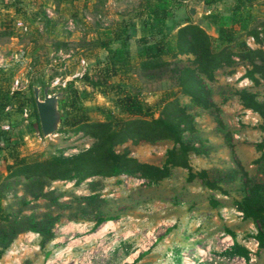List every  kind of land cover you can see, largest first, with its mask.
<instances>
[{"label": "rangeland", "instance_id": "1", "mask_svg": "<svg viewBox=\"0 0 264 264\" xmlns=\"http://www.w3.org/2000/svg\"><path fill=\"white\" fill-rule=\"evenodd\" d=\"M146 1L0 0V54L9 58L10 52L24 53L21 63L15 64L9 58L6 67L0 68V130L8 124L9 131L4 132L12 138L6 147L0 141V183L7 165L16 159H44L60 152L71 156L91 146L89 137L60 126L54 134L40 140L31 101L24 106L29 112L28 119L14 109L6 111L4 105L5 93L10 92L14 77L24 76L28 87L33 83L43 90L56 78L63 81L79 71L80 60L87 64L88 79L99 80L102 85L93 88L82 77L70 78L66 87L80 93L78 102L92 121L104 120L101 108L120 116L114 105L119 90L137 94L155 117L163 104L171 100L168 94H173L174 100L194 116L197 134L193 141L199 153L189 157L192 171L206 169L224 173L235 169L240 178L221 183V191H210L199 180L188 182L185 169H177L172 177L153 186L125 175L94 177L78 186L73 181H56L43 190L53 193L57 198L55 204L51 197L34 198L30 193L24 194L23 183L13 184L4 191L5 212L12 218L22 214L36 221L51 215L55 218L53 239L40 247L38 233H21L4 249L0 264H240L222 255L225 237L229 230L242 242L256 230L254 223L241 219L235 211H238L236 202L244 192L242 172L256 180L264 179L254 163L260 155L256 145L264 140V132L258 128V115L247 114V109L241 106L236 90L247 89L258 101H264V80L240 87L235 76L238 73L245 76L249 68L241 61L232 68L218 70L215 79L207 82L212 107L204 110L191 105L169 72L152 79L136 67L127 72L104 74L107 52L96 47V42L106 38L104 32L108 29L127 28L130 63L136 65V49L146 20ZM174 3L173 21L199 25L210 36L214 48H218L217 28L205 15L215 8L228 21L226 10L234 0H219L211 9L202 0H174ZM190 8L195 9L193 16L188 14ZM251 14L250 28L259 30L264 21V6L254 4ZM18 22L26 30L17 28ZM175 32L173 29L166 36L171 44ZM250 36L244 34L237 42H246ZM118 46V43L111 44V48ZM257 47L255 41L253 48ZM231 49L236 52L239 46L232 44ZM28 87L23 91L26 96H30ZM59 111L63 119L60 101ZM172 146L171 142L154 145L129 142L118 150L129 151L140 162L160 165L166 150ZM93 195L97 200L90 207V201L82 199ZM213 201L220 206H214ZM98 216L113 220L95 227ZM247 264H264V251L258 252L256 260Z\"/></svg>", "mask_w": 264, "mask_h": 264}, {"label": "trees", "instance_id": "2", "mask_svg": "<svg viewBox=\"0 0 264 264\" xmlns=\"http://www.w3.org/2000/svg\"><path fill=\"white\" fill-rule=\"evenodd\" d=\"M202 1L208 9L219 2ZM256 3L264 6V0H234L233 5L226 10L228 21L223 12L215 8L208 10L205 18L216 26L218 33V48L215 49L210 36L199 25L190 21L183 24L173 21L171 9L176 5L174 0H147L146 20L142 25V36L136 49V65L130 63L131 52L128 44L130 36L127 28L114 31L108 29L104 32L106 38L96 42V47L107 52L104 74L109 75L110 72L115 74L118 70L127 72L136 67L145 77L152 79L157 77L155 75L161 76L169 72L180 92L190 99L192 106L209 109L212 106L207 82L215 79L218 70L232 68L241 61L249 67L245 76L251 83L258 84L260 79L264 80V21L261 22L259 30L250 28L253 22L251 6ZM173 29H176V32L174 43L171 44L166 36ZM244 34L251 35L258 47L251 49L244 41L237 42ZM113 43H118L119 46L111 48ZM232 44L239 46L236 52L232 51ZM182 57H186V62L181 59ZM83 80H87L93 88L102 85L99 80H89L86 75ZM34 87L33 83L29 84L30 96H26L23 91L13 94L6 92L4 105L21 114L27 102L31 101L37 128L42 134L35 106ZM63 91L64 95L60 102L64 114L60 127L73 128L75 132H81L92 140L91 146L71 156H65L60 152L44 159L31 161L16 159L13 164L7 165L6 174L0 183V237L3 235L0 240V257L10 242L21 233L28 231L38 233L40 247H44L53 239L52 227L55 218L51 215L36 221L29 215L18 214L12 218L5 212L2 206L4 191L13 184L23 183L26 187L24 194L30 193L34 198L51 197L52 203L55 204L57 198L53 197V193L49 191L48 194L43 190L56 181H73L74 185L78 186L94 177L104 179L125 175L145 180L148 185L153 186L172 177L177 169H185L188 171V182L199 180L204 188L221 191V183H230L240 178L239 172L235 169L224 173L206 169L192 171L189 157L199 153V148L193 141L197 134L194 116L188 112L186 106L174 100L173 94H168L171 100L163 104L159 115L155 117L137 94L119 90L114 105L120 116L101 108L104 120L92 121L86 109L78 102L80 93L70 86ZM236 95L244 109L258 115L260 119L258 128L264 132V101H258L256 95L247 89L236 90ZM0 141L6 147L10 145L12 138L7 132L0 130ZM129 142L135 145L171 142L173 146L166 150L162 163L156 165L140 162L127 150H118ZM256 149L260 155L254 163L264 176V140L256 145ZM241 175L244 180V192L241 199L236 202V207L245 220L256 225L258 252L264 251V179L250 178L246 172H242ZM82 200L90 201V207H94L93 203L97 198L93 195ZM212 204L220 206L217 201H213ZM111 220H113L111 217L98 216L95 227ZM227 233L235 242L222 255L227 258L239 256L248 259V251L236 241V236L229 230Z\"/></svg>", "mask_w": 264, "mask_h": 264}, {"label": "built area", "instance_id": "3", "mask_svg": "<svg viewBox=\"0 0 264 264\" xmlns=\"http://www.w3.org/2000/svg\"><path fill=\"white\" fill-rule=\"evenodd\" d=\"M17 28H20L21 30H26L25 25L22 22H18L16 24ZM246 46L248 48H253V44H254V38L253 37H249L246 40ZM9 58L10 60L17 64V63H21L22 59H24V53L19 50L18 54H14L12 52H10L9 54ZM19 56V57H18ZM9 58L6 55H2L0 54V68H5L6 67V63L7 60H9ZM236 61H238L237 58H234ZM80 70L75 72L71 77L66 78L65 80H61L59 78H56L51 86L55 87L57 89H65L66 84L68 83V81L70 80V78L72 79H81L82 77L85 76V74L87 73V64L84 62V60H80ZM231 80V79H230ZM235 80L239 81V86L240 87H246L249 86L251 83V81L246 77L243 76V74H236L235 76ZM28 79L25 78L24 76H20V77H14L13 81L11 83V87H10V94H13L14 92H18V91H24V89H26L28 87ZM12 110V108L10 106L6 107V111ZM247 114H252L251 110H246ZM21 117L24 119H28L29 118V112L27 111V109H23V111L21 112ZM257 119V118H256ZM257 121V120H255ZM3 131H9L10 127L8 124L2 126ZM41 137L44 138V136L42 134L38 135V139H42ZM235 214L240 217L241 219L243 218V214L240 211H235ZM257 233V230H255L254 233H252L251 237H249L247 240H243L242 242H239L247 251H248V259H245L244 257H239V256H234L231 257L229 259H231V261H235L238 262L240 264H247V263H252L256 260V255L259 251V244L257 239L255 238V235ZM225 251L229 250L234 242L235 239L231 236V235H226L225 237ZM237 241V240H236ZM238 242V241H237Z\"/></svg>", "mask_w": 264, "mask_h": 264}, {"label": "water", "instance_id": "4", "mask_svg": "<svg viewBox=\"0 0 264 264\" xmlns=\"http://www.w3.org/2000/svg\"><path fill=\"white\" fill-rule=\"evenodd\" d=\"M194 10V8L189 9L191 16L194 15ZM54 90L57 89L52 86H48L43 90L36 86L33 88L39 126L44 137L54 134L61 123L59 101L63 98L64 91L60 89L59 91L57 90L58 92L53 93L52 91ZM40 95H42V99H40Z\"/></svg>", "mask_w": 264, "mask_h": 264}, {"label": "bare ground", "instance_id": "5", "mask_svg": "<svg viewBox=\"0 0 264 264\" xmlns=\"http://www.w3.org/2000/svg\"><path fill=\"white\" fill-rule=\"evenodd\" d=\"M110 224H111V223H109V225H110ZM109 225H107L106 228H107Z\"/></svg>", "mask_w": 264, "mask_h": 264}, {"label": "crops", "instance_id": "6", "mask_svg": "<svg viewBox=\"0 0 264 264\" xmlns=\"http://www.w3.org/2000/svg\"><path fill=\"white\" fill-rule=\"evenodd\" d=\"M1 169V168H0Z\"/></svg>", "mask_w": 264, "mask_h": 264}]
</instances>
